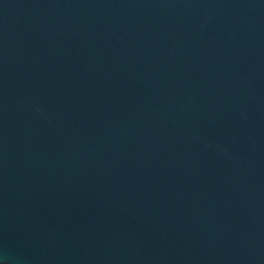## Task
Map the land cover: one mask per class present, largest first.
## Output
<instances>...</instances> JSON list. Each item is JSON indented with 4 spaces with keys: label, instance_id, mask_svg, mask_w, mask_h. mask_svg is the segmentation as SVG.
Here are the masks:
<instances>
[{
    "label": "water",
    "instance_id": "95a60500",
    "mask_svg": "<svg viewBox=\"0 0 264 264\" xmlns=\"http://www.w3.org/2000/svg\"><path fill=\"white\" fill-rule=\"evenodd\" d=\"M0 264H264V0H0Z\"/></svg>",
    "mask_w": 264,
    "mask_h": 264
}]
</instances>
